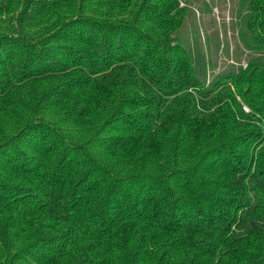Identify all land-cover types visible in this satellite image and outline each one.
Segmentation results:
<instances>
[{
    "label": "trees",
    "instance_id": "obj_1",
    "mask_svg": "<svg viewBox=\"0 0 264 264\" xmlns=\"http://www.w3.org/2000/svg\"><path fill=\"white\" fill-rule=\"evenodd\" d=\"M169 6L0 0V154L51 182L0 205V264H264V136L237 99L264 115V0L235 12L247 66L209 84Z\"/></svg>",
    "mask_w": 264,
    "mask_h": 264
},
{
    "label": "rangeland",
    "instance_id": "obj_2",
    "mask_svg": "<svg viewBox=\"0 0 264 264\" xmlns=\"http://www.w3.org/2000/svg\"><path fill=\"white\" fill-rule=\"evenodd\" d=\"M163 3L170 5L169 8L172 9V13L176 14L179 20L178 23L177 20L172 23L175 29L171 30L172 38L170 37L169 43H173V39L175 37L177 39L181 34L184 35L186 40H191L194 43V47L192 45H186V47L192 54L193 59H195L194 67L199 76L202 77L203 82H206V84L211 83L217 74L226 72L232 66H247L252 49H249L242 41V29L237 25L238 18L235 12L240 0H163ZM21 6L16 5L17 8ZM219 41H221L220 45H218ZM77 46L82 45L78 43ZM130 46H133V40H131ZM0 73H4V70H1ZM99 75L102 74L100 73ZM2 76L6 77V75ZM47 76L32 86L35 93H46L51 86L66 82L61 77H52L53 79L61 78L59 79L61 83H56L52 81L51 75L48 74ZM15 98L13 109L20 115L16 122L23 126L30 121V117H26V112L29 110L28 106L32 105V100L29 98L25 99L21 93L16 94ZM237 99L247 115L243 119L244 125L241 124V126L247 129L246 123H252L250 128H254L253 132H261L264 136V115L253 110L239 94H237ZM0 100H3L2 95H0ZM13 103H11V108ZM14 117L16 116L9 115L7 121ZM8 155L9 151L0 154V205L7 208L4 212L11 216L17 213L14 210L19 211L20 209L30 208L28 204H18L29 200L31 194L32 197L42 194L45 187L49 186L51 182L50 179L45 181L39 176H35L44 170L38 166H35L36 169L34 170L36 171L31 172L34 176L21 175L20 173L16 178L9 177L6 172L8 168L14 166L11 162L14 163L15 159L10 154L9 162L7 160ZM54 178H56V174ZM251 192L253 194L254 190ZM15 202L17 204L13 206L12 204ZM31 203H34V201L31 200ZM32 242L33 240H24L23 244L27 245Z\"/></svg>",
    "mask_w": 264,
    "mask_h": 264
}]
</instances>
